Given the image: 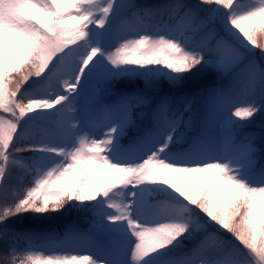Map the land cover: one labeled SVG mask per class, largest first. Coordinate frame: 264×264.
Returning a JSON list of instances; mask_svg holds the SVG:
<instances>
[{
  "label": "snow or ice",
  "instance_id": "snow-or-ice-1",
  "mask_svg": "<svg viewBox=\"0 0 264 264\" xmlns=\"http://www.w3.org/2000/svg\"><path fill=\"white\" fill-rule=\"evenodd\" d=\"M70 211L93 255L19 254L48 237L14 221ZM0 244V264H264V0H0Z\"/></svg>",
  "mask_w": 264,
  "mask_h": 264
},
{
  "label": "rangeland",
  "instance_id": "rangeland-1",
  "mask_svg": "<svg viewBox=\"0 0 264 264\" xmlns=\"http://www.w3.org/2000/svg\"><path fill=\"white\" fill-rule=\"evenodd\" d=\"M135 2L137 3V0H135ZM245 2H246V0H245ZM219 23H220V18L218 17L216 19V25L218 26ZM152 30H154V29H152ZM122 31L126 32L127 26L123 27ZM122 42H123V40L119 41V43H122ZM113 50H114V48H113ZM65 79H67V77H65ZM49 91H52L53 95H55V91H56L55 89L49 90ZM59 91H60V94H65L63 92L62 88H60ZM37 98H41V97H37ZM245 101H246L245 96L241 94L236 99L234 106H245ZM202 104H203V101L198 98L193 107H194V109H196V108H199ZM75 110L77 112H80L79 105L76 106ZM233 110H234V107H233ZM81 115H82V113H81ZM96 115L98 118H103L102 113L98 112ZM58 119H59L58 117L53 116L48 121H37V122H33V123L29 124L25 130V137L29 136L30 139L34 140V139H39L40 137L45 136V135L56 136L59 133V127L56 123V121ZM260 119H261L260 117H257V122ZM71 122L73 124H76L77 126H79V118L76 120H72ZM38 124L43 125V127L41 128V129H43V134L36 136V126ZM121 143L124 144L125 146H127L128 137L126 136L124 139H122ZM216 146L220 149H223L226 146L222 137H220L218 139V143ZM121 199H123L125 202H127L126 197H122L120 194H117L115 196V200L117 203H119L121 201ZM108 211L114 212L115 209H108ZM74 215L75 216H77V215L81 216V214H78L76 211H74ZM83 224L84 225L87 224L86 228L88 230L89 229L88 222L85 221V222H83ZM112 239L116 244H119L121 242V238L119 236H114ZM96 240L101 242L97 238H96ZM86 242L87 241H82V239L79 238L76 235V233L72 232L70 234L63 235L62 237H60L58 239L51 238L48 242L44 243L43 245H41V244L32 245L30 243H26V245L21 247V251H22V254H24V255H26L27 251H34V250H40V249H43V251L47 254H51V253L56 252V251H60V254H65L64 251H61V249H66L67 254L93 255V253L95 251L91 250V248L88 249V247L86 245H90V244H87L88 242L87 243ZM101 259H102V257H101Z\"/></svg>",
  "mask_w": 264,
  "mask_h": 264
},
{
  "label": "trees",
  "instance_id": "trees-1",
  "mask_svg": "<svg viewBox=\"0 0 264 264\" xmlns=\"http://www.w3.org/2000/svg\"><path fill=\"white\" fill-rule=\"evenodd\" d=\"M141 2H151V0H137V3ZM152 29H150L151 31ZM246 99V97H245ZM105 104L111 103V98L106 99L104 101ZM43 125H37L36 126V136L43 134V129H41ZM40 130V131H39ZM254 130V129H253ZM25 140H32L29 138V136L25 137ZM82 218V215L75 216L74 211H70L67 213H63L62 215L58 217H54L47 221H37L32 219L31 217L26 216L23 220L14 221V224L16 226L17 231L21 232H32L39 236H46L47 239H24L21 238L17 242V248L19 249V254H22L21 247L26 245V243H30L32 245H43L44 243L48 242L51 238L58 239L62 237L65 234L70 233H76V235L82 239V241H87L86 245L91 250L96 251L97 248L101 246V242L97 241L94 236H88V235H81V234H87V224H83L85 222ZM0 248H2V244H0Z\"/></svg>",
  "mask_w": 264,
  "mask_h": 264
}]
</instances>
